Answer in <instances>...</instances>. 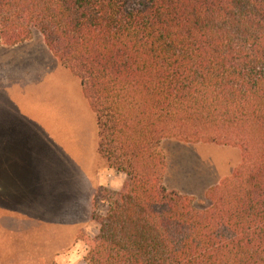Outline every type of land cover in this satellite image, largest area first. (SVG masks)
<instances>
[{
	"label": "trees",
	"instance_id": "obj_1",
	"mask_svg": "<svg viewBox=\"0 0 264 264\" xmlns=\"http://www.w3.org/2000/svg\"><path fill=\"white\" fill-rule=\"evenodd\" d=\"M34 33L126 177L93 194L85 264H264V0H0V46ZM164 140L240 151L207 208L166 188Z\"/></svg>",
	"mask_w": 264,
	"mask_h": 264
},
{
	"label": "rangeland",
	"instance_id": "obj_2",
	"mask_svg": "<svg viewBox=\"0 0 264 264\" xmlns=\"http://www.w3.org/2000/svg\"><path fill=\"white\" fill-rule=\"evenodd\" d=\"M12 83L21 84L14 99ZM96 145L95 117L80 84L42 37L0 46V264H85L86 247L76 239L98 232L93 194L98 185L119 191L126 181L98 157ZM160 148L166 188L194 197L200 208L209 206L205 192L241 163L240 151L229 147L164 140ZM54 151L68 164L64 177ZM52 187L68 192L66 209L50 208Z\"/></svg>",
	"mask_w": 264,
	"mask_h": 264
},
{
	"label": "crops",
	"instance_id": "obj_3",
	"mask_svg": "<svg viewBox=\"0 0 264 264\" xmlns=\"http://www.w3.org/2000/svg\"><path fill=\"white\" fill-rule=\"evenodd\" d=\"M15 48V47H14ZM20 86H21V84L20 83H16V84H14V83H12L11 84V86H9V89H8V92H9V97L10 98H12V99H14V96L15 95H17V94H19L20 92H21V90H20ZM15 87H17V90L18 91H15ZM28 88V87H27ZM25 90H26V88H25ZM60 145H61V142H60ZM60 147V146H59ZM58 154H60V152L58 151V153L56 152V151H54V154H53V161H55L56 162V164L58 165V167L60 168V170H61V172H62V176L64 177V173L65 172H67V169H68V164H62V162L60 161V159H59V156H58ZM70 160V159H69ZM75 162H77L76 160H75ZM67 165V166H66ZM76 167L78 168V165L76 164ZM76 168V171H77V173L79 172L78 171V169ZM63 179V178H62ZM58 183H60V185H56V186H54L55 188H57V189H59V187L62 185V180L61 181H59ZM98 186H100V185H98ZM54 187H52V191H51V193L53 192V194H54V198H53V200H51V202H50V208H52V209H54L55 208V206L57 205V204H59V209L60 210H64V209H66V206L64 205V203L68 200V192H66L65 193V196L63 195V190H61V192L59 191V193H57V192H54ZM62 198V199H61ZM64 199V200H63Z\"/></svg>",
	"mask_w": 264,
	"mask_h": 264
}]
</instances>
